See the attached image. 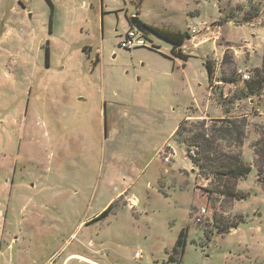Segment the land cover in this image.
<instances>
[{
  "label": "rangeland",
  "instance_id": "obj_1",
  "mask_svg": "<svg viewBox=\"0 0 264 264\" xmlns=\"http://www.w3.org/2000/svg\"><path fill=\"white\" fill-rule=\"evenodd\" d=\"M49 1L0 0V113L31 107L30 127L18 136L11 129L12 143L0 150V185L4 177L22 184L10 195L1 187L0 264H264V190L253 152L264 127V1ZM140 1L141 21L171 30L214 17L217 4L221 16L209 31L257 17L230 35L255 39L259 53L249 51L253 43L241 62L213 69L207 97L223 118L194 108L205 99L200 52L182 73L151 50L172 46L151 32L145 46L119 47ZM192 9L199 16L190 18ZM238 70L248 82L258 71L261 88L250 93ZM184 114L183 142L172 134ZM227 120L242 132L240 149L236 134L216 131ZM202 128L218 136L212 154L239 150L251 166L236 185L246 199L218 195V178L191 163L185 148L198 156ZM200 207L207 215L197 222ZM181 229L184 252L172 255Z\"/></svg>",
  "mask_w": 264,
  "mask_h": 264
},
{
  "label": "crops",
  "instance_id": "obj_2",
  "mask_svg": "<svg viewBox=\"0 0 264 264\" xmlns=\"http://www.w3.org/2000/svg\"><path fill=\"white\" fill-rule=\"evenodd\" d=\"M194 1L198 2V3L201 2V0H194ZM259 1H264V0H259ZM140 4H141V1L139 3V7L136 10V13L134 16H137L139 14ZM188 13L190 15L189 16L190 18H195V17L199 16V10L198 9L189 10ZM220 16H221V12H220L218 4H217V13L214 15V17H212L208 20L206 19V21L205 20L200 21V23L197 25H192V26L186 25L185 29L174 30V31H177L180 33H186L187 34L186 37L184 38V41L182 42V44L178 47V49L181 51V53L186 56L185 59L172 55L171 54L172 46L167 47V50L165 52L160 51L159 48H156V47H153L151 49V50H153V52L159 54L163 59H166L167 61L171 62L173 67H175L176 69L179 68L182 73H185V69L191 60L195 61V60L200 58L197 54L192 52L193 50L200 52L202 54L201 59H203L204 62L201 63V68L205 69L204 70L205 99H204L203 103H201V105L194 106V108L198 109L202 114H204L203 117L205 119L206 118H223V116L225 114V112L223 114L222 108L220 106L214 105L210 101V99H208V97H207V88L209 86V81H208V75H207L205 63L208 62V64L210 65L211 63L208 60H211L213 64H211L210 66L213 69L220 68V64L222 65L223 63H226V62H230L232 64H235V63L239 62V58L241 57V53L243 51V48H246V46H250L253 43H254V47L248 48V49H250L249 51L258 52V50H257L258 48L261 50V48L259 47V44L257 42H255V39L252 40L249 37H246V38L239 39V41H234L232 39V36L230 35V32L232 30H234V27L243 28V25L257 21V17H251L249 19L246 18V20H242V22H240L238 24H235L232 20H225L224 23L220 24L216 29L209 31L208 30L209 26H207L208 21H210V20L216 21L215 18L220 19ZM129 24H130V22H129ZM225 25L229 26L227 33H224V26ZM193 26H196L198 29L201 28V31L200 32L198 31V33L195 35L194 39H190L188 31ZM205 29H206V31H205ZM221 34L223 36H221ZM217 38H220V42H218ZM241 43H243V44L240 45V47L236 46V44H241ZM225 53H229L230 56L231 55H234V56L231 57L230 61H224ZM250 61L252 63L254 60L252 59ZM240 62H241V58H240ZM242 64H243V62H242ZM170 73L173 74L172 70ZM214 78H216V76ZM6 82L9 84V86H11V81L7 80ZM214 83H224V82H222L220 80V81L214 82ZM26 101L27 100H24V104L26 103ZM30 109H31V107H30ZM30 109L29 108L28 109L23 108V110L21 112H16V113H13V112H6V113L1 112L0 113V130H2L3 133H5V135L0 134V150L3 149L5 145L12 143V140H13L12 137L13 136H11V134H10L11 129L14 130L15 132H17V136H18L20 134V132H21V134H23L30 127V124H31ZM3 110H4V108H3ZM183 118H187L185 116V114H184ZM12 120L15 121V124H13L12 122H11V124H6V122H9ZM179 123L173 129V133L177 129ZM172 136H173V134H172ZM162 149H164V147ZM162 149H160V150L162 151ZM159 152L160 151L157 152L158 157L160 156ZM2 157H4V156H2L0 154V165L2 164V159H3ZM7 157L8 158L6 159V162H7V164L10 165L9 168H11L10 162L13 159V156H7ZM1 168H0V170H1ZM9 171H10V169H9ZM3 185L7 186L6 194L10 195L15 188H18L22 184L17 183V182L14 183V181L8 182L7 178L5 179V177H4L3 181L0 185V194L3 193V190L1 188ZM238 189H240L239 185H238ZM127 199H129V197H127ZM130 200H131V203H134V204L136 203L135 199H130ZM124 203L126 204L127 201H124ZM1 219H2V217H1ZM226 234H228V233H226ZM70 256H74V255L70 254L67 256V258Z\"/></svg>",
  "mask_w": 264,
  "mask_h": 264
},
{
  "label": "trees",
  "instance_id": "obj_3",
  "mask_svg": "<svg viewBox=\"0 0 264 264\" xmlns=\"http://www.w3.org/2000/svg\"><path fill=\"white\" fill-rule=\"evenodd\" d=\"M49 5H51L49 0H46ZM140 3V2H139ZM147 25V31L143 34V36H146L147 33H153L157 37L169 42L172 45L171 54L185 59L186 56L181 53V51L178 49V47L182 44L184 41V38L186 37V33H180L174 30H171L169 28L165 27H158L153 25ZM48 52L45 51V60L48 59ZM206 65V71L208 75V81L211 82L212 74H213V68L208 64V62L205 63ZM260 74L258 71H256L255 80L247 81L245 86L247 87L248 91L250 93H255L259 88H261V79ZM227 112V111H226ZM186 118H183L177 129L174 131L173 136H181L180 138H177L178 140H184L186 138L182 137V123H184ZM230 126H224L221 127V129L216 130L217 132L224 131L226 134H236L235 142L236 147L238 149L242 146V132L237 129L236 126L230 121H225ZM260 137L258 140L255 141L253 144V152L255 156V165L257 168V182H259L264 190V127H262V132H260ZM218 137L216 134L212 137L213 140H216ZM195 138L199 139L200 142V149L196 153L198 156L193 157L190 155V149L188 148L189 144H187V148H185L186 153L188 154V157L190 158L191 162L198 165V167L201 170H204L202 172L203 175L208 176L209 174L215 175L216 178H218V184L215 186L214 192H216L218 195L228 198L230 200H244L249 196L248 192L240 191L236 188L237 181L240 179H244L247 177V175L251 171V166L244 163L240 159V151L238 150L237 153H232L230 155L224 154L221 151H216L214 154H212V142L213 140L209 137V134L205 132V130L202 128L201 131H199L197 134H195ZM214 155V156H213ZM112 204H110L105 211L101 213V215L98 217L101 218L105 216L108 211L111 209ZM232 228H236V225H232ZM226 233H228V229H225ZM186 234L184 229H181L177 239L175 240L174 246L171 249L172 255L181 256L184 252L185 244H186ZM170 256V259H173V256Z\"/></svg>",
  "mask_w": 264,
  "mask_h": 264
},
{
  "label": "built area",
  "instance_id": "obj_4",
  "mask_svg": "<svg viewBox=\"0 0 264 264\" xmlns=\"http://www.w3.org/2000/svg\"><path fill=\"white\" fill-rule=\"evenodd\" d=\"M199 29L196 26H193L189 29V38L194 39L195 35L198 33ZM119 47L126 49V50H131L136 47L140 46H145V40L143 34H141L139 31H137L134 27L130 26L124 34L121 36V39L119 41ZM237 73L241 77L243 81H248L250 79V76L246 72H242L241 70H238ZM190 155H194V150H190ZM164 157L162 158L164 162H169L170 157L173 156V153H168L163 155ZM197 222H200L201 219H203L206 215V209L204 207H200L197 210Z\"/></svg>",
  "mask_w": 264,
  "mask_h": 264
},
{
  "label": "water",
  "instance_id": "obj_5",
  "mask_svg": "<svg viewBox=\"0 0 264 264\" xmlns=\"http://www.w3.org/2000/svg\"><path fill=\"white\" fill-rule=\"evenodd\" d=\"M129 22L132 27H134L141 34H144L147 31V25L142 22L137 16H131Z\"/></svg>",
  "mask_w": 264,
  "mask_h": 264
}]
</instances>
